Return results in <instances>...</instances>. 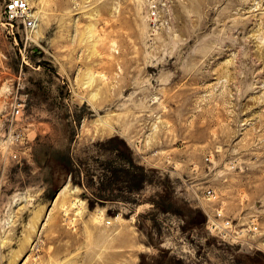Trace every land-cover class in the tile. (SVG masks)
<instances>
[{
	"label": "rangeland",
	"instance_id": "rangeland-1",
	"mask_svg": "<svg viewBox=\"0 0 264 264\" xmlns=\"http://www.w3.org/2000/svg\"><path fill=\"white\" fill-rule=\"evenodd\" d=\"M26 1L33 31L0 0V264H264V0Z\"/></svg>",
	"mask_w": 264,
	"mask_h": 264
},
{
	"label": "built area",
	"instance_id": "built-area-1",
	"mask_svg": "<svg viewBox=\"0 0 264 264\" xmlns=\"http://www.w3.org/2000/svg\"><path fill=\"white\" fill-rule=\"evenodd\" d=\"M2 13L4 18L9 22L10 26H13V23H15L17 26H22L23 29L29 31H33L37 27L35 15L31 11L26 0H7ZM151 13L152 16L155 15V10L152 9ZM12 112L15 115H18L20 113L19 106L15 107ZM206 193L209 195L211 191L207 190ZM216 217H222L220 211L216 213ZM216 224L218 225V223L215 222L212 224L214 229H216ZM218 227H221L220 229L222 231L225 230L224 233L229 232L231 229L232 233L236 234L237 236L247 235L257 230V226L254 224H250L243 228L233 227L232 221L228 218L222 219V225H219Z\"/></svg>",
	"mask_w": 264,
	"mask_h": 264
},
{
	"label": "bare ground",
	"instance_id": "bare-ground-1",
	"mask_svg": "<svg viewBox=\"0 0 264 264\" xmlns=\"http://www.w3.org/2000/svg\"><path fill=\"white\" fill-rule=\"evenodd\" d=\"M65 188V187H64ZM63 189V188H62ZM63 191V190H62Z\"/></svg>",
	"mask_w": 264,
	"mask_h": 264
}]
</instances>
